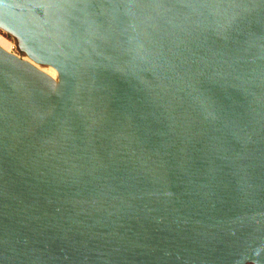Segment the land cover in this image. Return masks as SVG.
<instances>
[{"label":"water","instance_id":"95a60500","mask_svg":"<svg viewBox=\"0 0 264 264\" xmlns=\"http://www.w3.org/2000/svg\"><path fill=\"white\" fill-rule=\"evenodd\" d=\"M0 32V264H264V0H0Z\"/></svg>","mask_w":264,"mask_h":264},{"label":"bare ground","instance_id":"6f19581e","mask_svg":"<svg viewBox=\"0 0 264 264\" xmlns=\"http://www.w3.org/2000/svg\"><path fill=\"white\" fill-rule=\"evenodd\" d=\"M14 45L6 40L2 35H0V48L8 53H12V48ZM44 73L49 75L50 77H54V73L50 69H41Z\"/></svg>","mask_w":264,"mask_h":264},{"label":"rangeland","instance_id":"374dc122","mask_svg":"<svg viewBox=\"0 0 264 264\" xmlns=\"http://www.w3.org/2000/svg\"><path fill=\"white\" fill-rule=\"evenodd\" d=\"M0 35H2L6 40H8L10 43H12V44L14 45V43H13V41H12L11 38H9L8 36L4 35V34L1 33V32H0ZM13 50H14V52H16V51H15V47H13Z\"/></svg>","mask_w":264,"mask_h":264},{"label":"built area","instance_id":"2783aa9c","mask_svg":"<svg viewBox=\"0 0 264 264\" xmlns=\"http://www.w3.org/2000/svg\"><path fill=\"white\" fill-rule=\"evenodd\" d=\"M11 51H12V53H13V54H16V52H14L13 48H12V50H11Z\"/></svg>","mask_w":264,"mask_h":264}]
</instances>
